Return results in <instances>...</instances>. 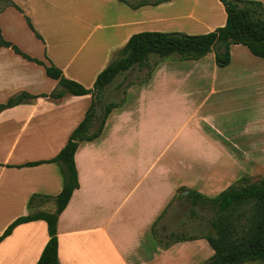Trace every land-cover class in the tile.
Masks as SVG:
<instances>
[{
	"label": "crops",
	"instance_id": "1",
	"mask_svg": "<svg viewBox=\"0 0 264 264\" xmlns=\"http://www.w3.org/2000/svg\"><path fill=\"white\" fill-rule=\"evenodd\" d=\"M13 2L22 12L10 6L0 14L3 38L89 89L133 34H205L227 21L220 0H171L139 9L119 0ZM13 14L25 20L20 34ZM57 88L44 66L0 48V104L22 92L36 96L0 112V236L30 213L32 195L62 191L57 164L18 167L54 158L92 103L91 95L42 96ZM236 111L248 140L233 136ZM252 112L264 121V59L239 44L232 45L225 67L213 52L199 60H168L148 82L130 86L102 134L76 152L80 187L58 221L61 264H205L214 250L200 238L204 234L164 247L153 227L159 219L155 229L165 239L167 218L175 216V201L169 205L180 191L215 197L245 176L251 154L264 158V142L250 138ZM36 209L52 212L55 205ZM48 240L44 220L20 224L0 243V264H36Z\"/></svg>",
	"mask_w": 264,
	"mask_h": 264
},
{
	"label": "trees",
	"instance_id": "2",
	"mask_svg": "<svg viewBox=\"0 0 264 264\" xmlns=\"http://www.w3.org/2000/svg\"><path fill=\"white\" fill-rule=\"evenodd\" d=\"M132 9L155 6L171 0H119ZM227 13L223 27L205 34H187L184 32L142 31L133 34L126 45L117 53L112 62L97 76L93 88H86L81 83L67 78L63 71L52 61L48 63L32 58L17 45L5 40L0 29V48H12L24 58L44 66L46 74L58 81V88L44 97L60 100L67 95H91L92 103L84 119L72 131L66 145L48 161L29 162L18 167L35 166L42 163H55L62 175L63 187L57 196L34 194L28 206L30 213L13 221L0 236V243L20 224L44 220L48 226L49 240L36 264H61L58 253V221L68 206L75 190L80 187L75 155L82 142L97 139L104 129L110 113L122 106L127 90L137 84L130 82L123 89L119 101L103 104L105 94L116 79L138 68L146 71L144 79L138 84L146 83L156 69L165 60H199L213 52L216 64L225 67L231 62V47L234 44L246 46L253 55L264 59V4L258 0H220ZM19 11L21 8L13 3ZM27 24L37 38L42 36L36 31L28 16ZM119 84L115 88L122 89ZM36 96L22 92L0 104V112ZM99 120V122H98ZM184 196L194 207H211L213 218L209 221V231L200 238H205L214 250V255L205 264H264V178L250 182L245 175L215 197H208L199 192L184 189ZM175 200L170 203L173 206ZM53 202L54 211L37 210L40 204ZM169 208V207H168ZM161 218V217H160ZM153 227L154 236L168 247L174 242L193 240L198 236L188 237L174 233L161 238ZM175 236V237H174ZM167 238V240H166Z\"/></svg>",
	"mask_w": 264,
	"mask_h": 264
},
{
	"label": "rangeland",
	"instance_id": "3",
	"mask_svg": "<svg viewBox=\"0 0 264 264\" xmlns=\"http://www.w3.org/2000/svg\"><path fill=\"white\" fill-rule=\"evenodd\" d=\"M13 3H14L13 0H0V14L3 13L8 7L13 6ZM9 18L14 21L17 27H19V31L17 32L20 34V32H22L20 30V24L21 22H25V20H23V18H21L19 14H13V16L11 15ZM145 74L146 71H140L138 68H136L135 70H131L126 74L119 76L112 85L111 91H108L105 94L103 99V104H106L111 101H119L123 96V89L126 87V85L130 82H136L137 84L135 85H139L138 83H140L144 79ZM119 84L123 85L122 89L115 90L116 89L115 87ZM116 91H117V95L113 96L112 93L114 92L116 93ZM251 114H252L251 118L253 119L251 121L250 138L254 136V139L257 142L259 141L264 142V121L259 119V118L262 119L263 115L258 116L257 114L255 115L254 112H252ZM242 118H243L242 113L236 111L235 112L236 122L234 123L235 127L231 131H233V136L235 140L238 141L248 140V136H246V134L244 135L243 132L244 123L242 121ZM258 157H259L258 154H251L250 162L249 163L244 162L245 170L247 168V171L244 173V175L250 177V182H256L264 178V158H262V160L259 161L258 159H256ZM182 191L179 192V195L175 200V205L172 208V210L175 213V216H171L167 218L168 221L166 223V226L168 229L166 233L163 234V236L168 235L170 231L174 233L175 236H179L182 234L188 237L199 236L201 234L205 235L210 229L209 221L214 216L213 209L211 207H200V206L194 207V205L188 198L181 196ZM49 205L50 203L49 204L47 203V205L45 206L48 207ZM198 224L202 225V227H200L201 231L199 229Z\"/></svg>",
	"mask_w": 264,
	"mask_h": 264
}]
</instances>
